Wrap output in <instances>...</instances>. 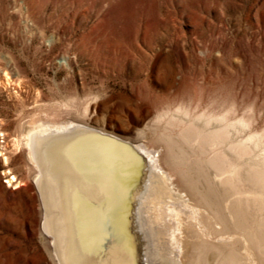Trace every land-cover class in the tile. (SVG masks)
I'll return each instance as SVG.
<instances>
[{
    "label": "rangeland",
    "instance_id": "374dc122",
    "mask_svg": "<svg viewBox=\"0 0 264 264\" xmlns=\"http://www.w3.org/2000/svg\"><path fill=\"white\" fill-rule=\"evenodd\" d=\"M119 1L0 0V264H55L53 225L36 194L24 146L16 143L34 115L69 120L62 110L75 113L95 97L89 111L104 116L108 130L128 137L134 134L129 127L145 124L149 109L176 113L178 106L190 115L201 107L230 108L229 117L244 114L254 120L252 127L264 128V0H144L140 7L153 8L155 26L144 28L138 10L131 19L140 27L135 37L115 39L102 21L117 18ZM148 134L160 146L159 166L189 181L192 145L183 144L191 156L174 165L167 145ZM11 175L16 182L8 181ZM179 194L185 206L176 207V226L187 227L196 201ZM202 221L189 224L190 232L211 234ZM178 235L181 242H166L162 255L152 253L143 263L187 261L196 239L187 244L188 235ZM207 257L211 263L213 250Z\"/></svg>",
    "mask_w": 264,
    "mask_h": 264
},
{
    "label": "bare ground",
    "instance_id": "6f19581e",
    "mask_svg": "<svg viewBox=\"0 0 264 264\" xmlns=\"http://www.w3.org/2000/svg\"><path fill=\"white\" fill-rule=\"evenodd\" d=\"M131 1L122 0L117 18L102 21L115 39L135 37L138 24L131 19L139 11L144 28L155 26L153 8ZM94 100L75 113L62 110L69 120L34 115L16 142L24 146L36 194L53 225L55 264H144L152 253L162 255L166 242H181L179 233L188 235L187 244L196 239L180 264H264V128L252 127L244 114L229 117L230 108L201 107L190 115L178 106L177 114L149 109L145 124L129 127L134 134L128 137L108 130L105 117L89 111ZM149 132L167 145L174 165L191 156L183 144L192 145L189 181L159 166L160 146L151 144ZM179 193L196 201L187 227L176 226V207L185 206ZM197 219L211 234L190 232Z\"/></svg>",
    "mask_w": 264,
    "mask_h": 264
}]
</instances>
